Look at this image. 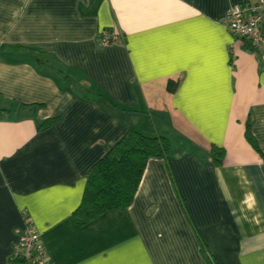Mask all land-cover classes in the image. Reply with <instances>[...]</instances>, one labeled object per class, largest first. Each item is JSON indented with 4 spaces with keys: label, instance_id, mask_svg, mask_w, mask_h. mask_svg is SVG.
I'll use <instances>...</instances> for the list:
<instances>
[{
    "label": "crops",
    "instance_id": "1",
    "mask_svg": "<svg viewBox=\"0 0 264 264\" xmlns=\"http://www.w3.org/2000/svg\"><path fill=\"white\" fill-rule=\"evenodd\" d=\"M256 2L0 0V264L25 216L51 264H264V52L222 23ZM131 129L170 159L148 160L130 207L79 224L91 168Z\"/></svg>",
    "mask_w": 264,
    "mask_h": 264
},
{
    "label": "trees",
    "instance_id": "2",
    "mask_svg": "<svg viewBox=\"0 0 264 264\" xmlns=\"http://www.w3.org/2000/svg\"><path fill=\"white\" fill-rule=\"evenodd\" d=\"M58 65L54 56L42 54L34 62L40 69L42 63ZM77 92L82 98L94 99V95L83 87L77 86ZM56 118L45 121L41 128L46 129L56 122ZM248 140L256 146L248 127ZM171 143L164 136H148L136 129L129 130L120 140L99 160L90 170L84 198L74 212V218L79 224H87L106 212L125 210L135 199L146 164L151 158L170 159ZM216 161L222 164L225 151L223 148H213Z\"/></svg>",
    "mask_w": 264,
    "mask_h": 264
},
{
    "label": "built area",
    "instance_id": "3",
    "mask_svg": "<svg viewBox=\"0 0 264 264\" xmlns=\"http://www.w3.org/2000/svg\"><path fill=\"white\" fill-rule=\"evenodd\" d=\"M234 39L244 41L257 52H264V0L256 3L234 6L222 20ZM120 36L102 31L100 44L115 45ZM26 217V227L22 230L9 264H51L41 235Z\"/></svg>",
    "mask_w": 264,
    "mask_h": 264
}]
</instances>
